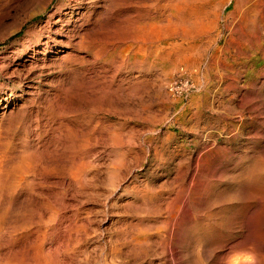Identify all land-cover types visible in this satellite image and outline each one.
I'll list each match as a JSON object with an SVG mask.
<instances>
[{
    "label": "rangeland",
    "instance_id": "374dc122",
    "mask_svg": "<svg viewBox=\"0 0 264 264\" xmlns=\"http://www.w3.org/2000/svg\"><path fill=\"white\" fill-rule=\"evenodd\" d=\"M178 1L0 0V264H264V0Z\"/></svg>",
    "mask_w": 264,
    "mask_h": 264
},
{
    "label": "bare ground",
    "instance_id": "6f19581e",
    "mask_svg": "<svg viewBox=\"0 0 264 264\" xmlns=\"http://www.w3.org/2000/svg\"><path fill=\"white\" fill-rule=\"evenodd\" d=\"M170 1V0H169ZM189 1V3H190V0H179L178 1V3H174V4H176V6H173V7H176L177 9L176 10H178V12L180 13V15H179V17H178V24L179 25H177L180 29H182L184 32L186 31V28H185V26H184V24H185V22H186V16L183 14V12H184V10H185V8L186 9H188L185 5H186V2H188ZM191 1H193V0H191ZM202 1V0H201ZM229 1V3L230 2H232L233 0H222V1H218V2H214V5H212V8L213 9H219L220 7L221 8H223V7H225V3L226 2H228ZM119 2V1H118ZM168 2V1H167ZM174 2H175V0H174ZM206 2V1H205ZM207 2H209V1H207ZM263 2V1H262ZM261 2V3H262ZM120 3V2H119ZM189 3H187V4H189ZM213 3V2H212ZM234 3H236V4H234L235 5V7L237 8V10H239L240 8H242V10H243V12L245 13V15L244 16H247V15H249L250 14V12H252L253 10L255 11L261 4H260V2L258 1V0H235V2ZM170 4V3H169ZM168 4V5H169ZM183 4V5H182ZM192 4V3H191ZM195 4V3H194ZM260 4V5H259ZM190 5V4H189ZM206 5V4H205ZM233 5V4H232ZM233 5V6H234ZM164 6H166V5H164ZM192 6V5H191ZM195 6V5H194ZM207 6V5H206ZM262 6L264 7V5L262 4ZM172 7V6H171ZM189 7V6H188ZM193 7V6H192ZM197 7V6H196ZM208 7V6H207ZM206 7V8H207ZM261 7V6H260ZM263 7H261L262 9H263ZM198 8V7H197ZM196 8V9H197ZM220 8V9H221ZM229 8H231V7H229ZM228 8V9H229ZM195 9V8H194ZM224 9V8H223ZM175 10V9H174ZM174 10H173V12H174ZM175 10V11H176ZM222 10V9H221ZM258 10V9H257ZM169 11V10H168ZM188 12H189V10H187ZM196 11V10H195ZM227 11V10H226ZM231 11V10H230ZM258 11H260V9L258 10ZM210 12V11H209ZM257 12V11H256ZM169 13V12H168ZM179 13H177V16H178V14ZM185 13H186V11H185ZM226 13V12H225ZM171 14H173V13H171ZM170 14V15H171ZM187 14H189V13H187ZM253 14V13H252ZM255 14V13H254ZM258 14V13H257ZM262 14V13H261ZM213 15H214V13H213ZM213 15H211V16H213ZM230 15H232L231 13H230ZM260 15V14H259ZM264 15V14H263ZM120 16V15H119ZM118 16V17H119ZM166 16H168V15H166ZM171 16H173V15H171ZM234 16H236L235 14H234ZM254 16V15H253ZM255 16H257V15H255ZM262 16V15H261ZM261 16H259V17H261ZM120 17H123V16H120ZM174 17V16H173ZM221 17H223V16H221ZM220 17V18H221ZM251 17V16H250ZM263 17V16H262ZM211 18H213V17H211ZM230 18H232V17H230ZM237 18V17H236ZM253 18V17H252ZM121 19V18H120ZM160 19V18H159ZM164 20H166L165 18H163ZM201 19H202V14L200 15V14H195V16L193 17L192 16V18L190 19V24L192 23V25H198L199 23H200V21H201ZM210 19V18H209ZM238 19V18H237ZM262 19V18H261ZM168 20V19H167ZM170 20V19H169ZM206 20V19H205ZM230 20V19H229ZM233 20V19H232ZM231 20V21H232ZM241 20V19H240ZM258 20H259V18H258ZM123 21V20H122ZM132 21V19H128V23L129 22H131ZM160 21H161V19H160ZM163 21V20H162ZM219 21V20H218ZM226 21V20H225ZM242 21V20H241ZM243 21H244V19H243ZM264 21V20H263ZM188 22V21H187ZM208 22V21H207ZM228 22V21H227ZM236 22V21H235ZM250 22V21H249ZM262 23V22H261ZM101 24V23H100ZM229 24H230V22H229ZM238 24V23H237ZM242 24V23H241ZM232 25V24H231ZM234 25V24H233ZM239 25V24H238ZM244 25V24H243ZM248 25H250L251 26V24H248ZM260 25V24H259ZM230 26V25H229ZM228 26V27H229ZM250 26H249V29H251L250 28ZM252 26H253V24H252ZM101 27V26H100ZM128 27H129V25H128ZM193 27V26H192ZM191 27V28H192ZM234 27V26H233ZM239 27H240V25H239ZM253 27H255V26H253ZM77 28V27H76ZM130 28H132L134 31H133V36L135 35V37H136V35H137V38H138V36H140V35H143V34H147L148 32L146 31V29H145V25H141V24H138V22L136 21L135 23L133 22V23H130ZM178 28V29H179ZM259 28H261V27H259ZM262 28H263V26H262ZM129 29V28H128ZM128 29H126L127 31H128ZM148 29V28H147ZM150 29V28H149ZM165 29V28H164ZM248 31H249V29H248V26H247V28H246ZM255 29V28H254ZM75 30V29H74ZM105 30V29H104ZM104 30H103V32H104ZM112 30V29H111ZM230 30V29H229ZM245 30V29H244ZM77 31V30H76ZM164 31V30H163ZM232 31H234V30H232ZM247 31V32H248ZM252 31V30H251ZM130 32V31H129ZM255 32V31H254ZM73 33H74V31H73ZM79 33V32H78ZM88 33H90V32H88ZM106 33V32H105ZM108 33H109V31H108ZM108 33H106V34H108ZM252 34V33H251ZM263 34V33H262ZM75 35H76V33H75ZM74 35V36H75ZM85 35V34H84ZM90 35V34H89ZM159 35V34H158ZM80 36H81V34H80ZM88 36V35H87ZM156 36V35H155ZM233 36V35H232ZM254 36H256V35H254ZM70 37V36H69ZM148 37V36H147ZM263 37V36H262ZM83 38V37H82ZM230 38H231V36H230ZM255 38V37H254ZM81 39V38H80ZM85 39H86V37H85ZM93 39V38H92ZM99 40V39H98ZM231 40V39H230ZM260 40V39H259ZM86 41V40H85ZM90 41V40H89ZM92 41V40H91ZM100 41V40H99ZM99 41H97V42H99ZM137 41H138V39H137ZM136 41V42H137ZM140 41H141V39H140ZM96 42V43H97ZM260 42V41H259ZM76 43V42H75ZM94 43V42H93ZM98 44V43H97ZM156 44V43H155ZM101 45V44H100ZM107 45V44H106ZM113 45H116L117 47L116 48H114L115 49V51L114 52H116L117 53V51H120L121 49H119V47H122V46H120L119 45V42H117V43H114ZM151 45V44H150ZM87 46V45H86ZM93 46H94V44H93ZM96 46V45H95ZM129 46V45H128ZM156 46V45H155ZM83 47V46H82ZM92 47V46H91ZM102 48H104L103 46H101ZM115 47V46H114ZM85 48V47H84ZM98 48V47H97ZM96 48V49H97ZM107 48V47H106ZM124 48V47H123ZM122 48V49H123ZM131 48V47H130ZM110 49V48H109ZM113 49V48H112ZM163 49V48H162ZM89 50V49H88ZM91 50V49H90ZM99 50V49H98ZM108 50V49H107ZM129 50V49H128ZM148 50V49H147ZM159 50V49H158ZM161 50V49H160ZM99 52H101V51H99ZM108 52V51H107ZM127 52V51H126ZM159 52V51H158ZM161 52V51H160ZM106 53V52H105ZM119 53V52H118ZM128 53V52H127ZM138 53V52H137ZM157 53V52H156ZM173 53V52H172ZM89 54V53H88ZM91 54V53H90ZM93 54H94V52H93ZM91 55V56H94V55ZM155 54V53H154ZM124 55V54H123ZM147 56V55H146ZM145 56V57H146ZM172 56V55H171ZM170 56V57H171ZM98 57V56H97ZM100 57V56H99ZM122 57V56H121ZM124 57V56H123ZM128 57V56H127ZM174 57V56H173ZM83 58V57H82ZM103 58V57H102ZM156 58V57H155ZM85 59V58H84ZM83 59V60H84ZM122 59V58H121ZM161 59V58H160ZM110 60H112V59H110ZM114 60V59H113ZM122 60H124V59H122ZM158 59H156V61H157ZM165 60V59H164ZM161 61V60H160ZM136 62H138L137 60H136ZM168 62V61H167ZM177 63V62H176ZM134 64V63H133ZM124 65V64H123ZM151 65V64H150ZM104 67H107L106 65H104ZM95 69V68H94ZM155 69V68H154ZM101 70V69H100ZM104 70H106L105 68H104ZM93 72H94V70H93ZM98 73V72H97ZM89 75V74H88ZM96 75H99V74H96ZM89 77V76H88ZM95 77V76H94ZM96 78V77H95ZM124 79V78H123ZM90 80V79H89ZM98 80V79H97ZM94 81V80H93ZM103 81V80H102ZM106 81V80H105ZM136 81V80H135ZM97 82H99V80L97 81ZM87 83V82H86ZM95 83V82H94ZM139 83V82H138ZM89 84H91V83H89ZM96 84V83H95ZM82 85V84H81ZM75 86V85H74ZM98 86V85H97ZM95 87H96V85H95ZM121 87V86H120ZM171 87V86H170ZM79 88V87H78ZM99 88V87H98ZM103 88V87H102ZM106 88V87H105ZM77 89V88H76ZM83 89H84V87H83ZM101 89V88H100ZM188 89V88H187ZM106 90H108V88L106 89ZM105 90V91H106ZM74 91H75V89H74ZM104 91V93H106ZM80 92V91H79ZM78 93V92H77ZM82 93V92H81ZM111 93V92H110ZM113 93V92H112ZM109 94V93H108ZM107 94V95H108ZM109 96V95H108ZM99 98V97H98ZM63 103H64V101H63ZM64 123V122H63ZM61 125V124H60ZM66 126V125H65ZM60 127V129H62L61 128V126H59ZM67 127H68V125H67ZM78 129V128H77ZM71 130V129H70ZM73 130H75V129H73ZM73 130L71 131V133H73ZM108 130V129H107ZM83 133V132H82ZM109 133V132H108ZM69 135V134H68ZM74 135V134H73ZM72 135V136H73ZM123 135V134H122ZM75 136H77L76 134H75ZM125 136V135H124ZM66 137V136H65ZM112 137V136H111ZM72 138H74V136L72 137ZM121 138V137H120ZM75 139V138H74ZM96 139V138H95ZM72 140V139H71ZM46 141V140H45ZM125 157H127V156H125ZM10 158V157H9ZM2 159V158H1ZM5 162V161H4ZM3 164V163H2ZM121 164H122V162H121ZM77 166V165H76ZM78 166H80V165H78ZM77 166V167H78ZM2 167V166H1ZM25 167V166H24ZM199 170V169H198ZM120 172V171H119ZM9 173V172H8ZM199 173V172H198ZM116 174H117V172H116ZM202 174V173H201ZM119 175V174H118ZM195 175V174H194ZM2 176V175H1ZM117 176V175H116ZM204 176V175H203ZM2 177H0V179H1ZM197 179V178H196ZM179 212V211H178ZM245 243V242H244ZM238 246V245H237ZM236 247V246H235ZM232 248V247H231ZM238 248V247H237ZM233 251H235V250H233ZM237 251V250H236ZM231 253V252H230ZM201 254V253H200ZM226 254H228V253H226ZM234 254H236V253H234ZM229 255L230 254H228V256L227 257H229ZM232 256H234L233 254L230 256V257H232ZM236 256H238V257H240L239 256V254L238 255H235L234 257L235 258H238V257H236ZM229 257V258H230ZM233 257V258H234ZM242 257V256H241ZM248 257V256H247ZM25 258V257H24ZM223 258V257H222ZM233 258H230V260L231 259H233ZM234 258V259H235ZM244 258H246L245 257V255H244ZM38 259V258H37ZM221 259V258H220ZM234 259H233V262H232V260H231V263H228V264H232V263H234ZM227 260V259H226ZM237 260V259H236ZM238 260H239V258H238ZM253 260V259H252ZM220 261V260H219ZM245 262L246 260L244 259H241V261H239V262ZM250 261V260H249ZM254 261V260H253ZM10 262V261H9ZM221 262V261H220ZM228 262V261H227ZM226 262V263H227ZM238 261H236V263H237ZM238 262V263H239ZM7 263H8V261H7ZM224 264V263H223ZM235 264V263H234ZM244 264V263H243Z\"/></svg>",
    "mask_w": 264,
    "mask_h": 264
},
{
    "label": "built area",
    "instance_id": "2783aa9c",
    "mask_svg": "<svg viewBox=\"0 0 264 264\" xmlns=\"http://www.w3.org/2000/svg\"><path fill=\"white\" fill-rule=\"evenodd\" d=\"M190 84H189V81L188 80H181L180 81V84H176V85H171V89H177L178 88H183V89H187L189 88Z\"/></svg>",
    "mask_w": 264,
    "mask_h": 264
}]
</instances>
